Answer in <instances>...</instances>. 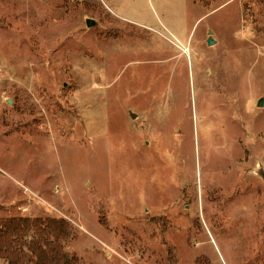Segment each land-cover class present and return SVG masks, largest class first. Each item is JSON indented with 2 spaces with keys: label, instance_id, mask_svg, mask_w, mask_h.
Returning a JSON list of instances; mask_svg holds the SVG:
<instances>
[{
  "label": "rangeland",
  "instance_id": "obj_1",
  "mask_svg": "<svg viewBox=\"0 0 264 264\" xmlns=\"http://www.w3.org/2000/svg\"><path fill=\"white\" fill-rule=\"evenodd\" d=\"M263 174L264 0H0V220L63 218L79 264H264Z\"/></svg>",
  "mask_w": 264,
  "mask_h": 264
},
{
  "label": "trees",
  "instance_id": "obj_2",
  "mask_svg": "<svg viewBox=\"0 0 264 264\" xmlns=\"http://www.w3.org/2000/svg\"><path fill=\"white\" fill-rule=\"evenodd\" d=\"M35 229V230H34ZM68 225L63 219H2L0 220V257L5 264H79L77 256L68 257L62 245L53 240L67 234ZM34 230L36 238L28 242L30 251H18L14 241ZM26 253V258L24 256ZM28 256V257H27Z\"/></svg>",
  "mask_w": 264,
  "mask_h": 264
},
{
  "label": "water",
  "instance_id": "obj_3",
  "mask_svg": "<svg viewBox=\"0 0 264 264\" xmlns=\"http://www.w3.org/2000/svg\"><path fill=\"white\" fill-rule=\"evenodd\" d=\"M87 23H88V25H91V21H88ZM208 43L209 44L213 43L211 38L208 40ZM133 116H135V115L133 114ZM263 178H264V174H263Z\"/></svg>",
  "mask_w": 264,
  "mask_h": 264
}]
</instances>
